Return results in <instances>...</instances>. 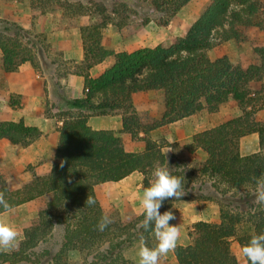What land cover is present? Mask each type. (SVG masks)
<instances>
[{"label":"trees","instance_id":"16d2710c","mask_svg":"<svg viewBox=\"0 0 264 264\" xmlns=\"http://www.w3.org/2000/svg\"><path fill=\"white\" fill-rule=\"evenodd\" d=\"M29 1L33 10L61 12L67 27L79 28L84 58L75 73L84 78V96L69 99L64 94L59 81L66 74L62 53L44 34L0 18L4 71H16L30 62L46 73L49 86L45 114L62 122L50 174L13 187L7 173L0 169V195L11 209L44 198L17 248L0 250V264H134L124 256L128 247L141 236L149 247L156 244L154 235L139 226L143 213L128 222L118 212L107 214L95 187L138 171L145 189L153 179L154 166L167 164L171 173L181 178L184 195L165 200L161 213L183 200L215 201L220 211L218 222L194 223L188 233L190 242L174 249L178 264H240L233 242L241 250L253 235L264 233V208L255 198L256 180L264 179V123L254 119L255 108L247 109L253 104V95L259 93L252 83L264 77V46L255 48L256 57L247 68L233 63L228 55L212 59L208 50L215 45L216 32L220 33V42H241L250 39L252 28L264 30L262 0H210L187 33L171 44L119 52L103 44L108 25L119 29L133 23L167 26L191 0ZM84 18L87 23H81ZM109 57L114 62L92 77L91 68ZM150 90L162 91L165 109L160 119L144 122L133 97ZM230 98L238 101L243 113L196 134L190 145L208 153L204 162L188 164L173 152L163 151V143L149 135L153 129L204 108L216 111ZM113 114L122 115L124 132L145 143L143 151H127L115 131L96 130L88 123L91 116ZM253 132L259 134L261 150L242 155L240 139ZM43 136L41 129L26 125L24 119L0 121V139L13 144L25 147ZM88 197L95 204L88 205ZM103 215L112 222L100 231L97 225ZM58 225L63 228V236L57 247L55 243L45 245ZM71 250H78L81 260L72 261Z\"/></svg>","mask_w":264,"mask_h":264},{"label":"crops","instance_id":"0c3cea01","mask_svg":"<svg viewBox=\"0 0 264 264\" xmlns=\"http://www.w3.org/2000/svg\"><path fill=\"white\" fill-rule=\"evenodd\" d=\"M33 15L36 17L33 18ZM58 17L61 18V15L58 14ZM0 18L18 22L26 29L33 30L35 33L44 34L47 41L57 51L62 53L63 71L65 70L66 74L61 76L59 81L64 94L69 99L84 96V78L75 73L77 66L84 58L83 43L79 28H69L66 26V23H62V25L58 24L53 13L43 14L32 10L30 7L21 8L15 3L9 5V2L3 0H0ZM105 30L109 31H106V34L111 33L113 26L110 25ZM103 44L107 48L115 50L112 44L108 45L109 43L105 42L104 38ZM115 51L119 52L118 50ZM221 56L223 55L217 56L216 58ZM113 62L114 58L109 57L102 63L95 65L90 70L91 76L97 77ZM252 84L254 90V84L260 86L258 88H262L264 85V77L261 81L253 82ZM46 86H49L46 73L35 69L30 62L23 63L16 71L5 72L2 64V51L0 49V121L24 119L26 125L37 126L44 132L42 138L25 147L13 144L6 139H0V169L7 173L10 186L24 185L30 182L35 176H46L52 170L56 148L60 138L58 126L62 122L58 121L56 117H50L45 114L47 100ZM260 90L258 89V92ZM154 92L162 93V91L150 90L134 94V104L137 111L145 110L146 108L154 109L151 102L148 106L144 105L142 107L137 104V99L140 95H151ZM260 100L262 103L258 102ZM260 100L254 99L253 104L249 105L247 109L253 110L255 108L253 114L254 119L264 123V106H261L264 103V94H262V99ZM164 109L165 104L160 113L153 114L152 116L160 119ZM56 111L53 110V113ZM242 113L243 110L238 101L230 98L216 111H209L207 108H204L190 116L153 129L149 135L152 139L164 143L163 151L173 152L177 157L192 165L193 163L204 162L208 159V153L203 148L196 147L192 149L190 147L193 143L194 136L236 118ZM88 123L96 130L109 129L115 131L122 137L127 151L141 152L145 148V143L142 140L133 139L130 133L123 131L121 114L91 116ZM260 150V137L257 132L247 134L240 139V152L242 155L253 154ZM13 174L16 177V181L18 180L15 184L11 182V175ZM95 190L98 200L107 214L118 212L121 219L128 222L143 213V209L140 206V197L142 196L144 187L142 185V174L138 171L133 172L119 181H108L98 184ZM43 204L44 198L38 197L17 206L27 205L31 207L32 218L27 226L37 216L39 207ZM167 211H171L175 217L174 220L169 221L170 225L178 226L180 231L177 245L188 244L190 242L188 230L190 231L193 228L195 222L199 220L218 222L220 220L219 204L215 201H178ZM138 248L139 241H136L124 251V256L133 261L134 264H138ZM236 255L240 264H247L241 250ZM69 256L71 260H73L72 256H74L73 258L76 261L82 258L78 250H71ZM158 264H178L174 250L161 257Z\"/></svg>","mask_w":264,"mask_h":264},{"label":"rangeland","instance_id":"374dc122","mask_svg":"<svg viewBox=\"0 0 264 264\" xmlns=\"http://www.w3.org/2000/svg\"><path fill=\"white\" fill-rule=\"evenodd\" d=\"M9 2V5L14 3L19 5L21 8H29V0H3ZM210 0H191L181 11L171 20L167 26L158 25L155 22H151L147 25H142L140 23H133L127 25L121 29L115 27L113 24V31L106 34L104 30V40L108 42V45H113L115 50L122 51H132L141 47H154L160 43L171 44L177 37L184 36L194 21L201 15L205 7ZM264 6V0H262ZM31 8V7H30ZM32 9V8H31ZM33 10V9H32ZM40 12L39 10H34ZM57 23L62 25L66 23L65 19L59 18L58 14L61 15V12H54ZM36 16L33 15V18ZM5 19V18H3ZM11 21V20H10ZM15 22V21H14ZM81 23H87V19L84 18ZM108 25L106 28H108ZM33 31V30H31ZM109 32V31H108ZM35 33V32H34ZM220 33L216 32L214 34L215 45L208 50V54L211 58H216L220 55H228L235 64H239L242 67H248L256 57L255 48L264 46V30L259 27H254L250 33V39L244 42L236 41H226L220 42ZM255 90L261 89L260 92L254 96L255 99H260L262 94H264V85L262 88H258L257 84H254ZM137 104L140 107L148 104L150 102L153 104L154 109H145L138 111L141 119L144 122H152L158 120L156 117L152 116L153 114L160 113L164 108V97L161 92H154L151 95H140L137 99ZM259 102V101H258ZM163 143V142H162ZM164 144V143H163ZM11 182L15 184L16 181L15 175H11ZM32 209L30 206L24 205L13 209L11 212H6L0 214V222L9 224L13 227L17 233V245L13 249L7 251H13L17 248L21 237L23 236V230L30 222L32 218ZM190 228V227H188ZM189 233V230H188ZM63 236V228L58 225L53 231V235L45 245L50 243L60 242ZM43 246V245H42ZM57 247V244L54 245ZM233 251L237 254L240 251V247L236 242L232 244ZM72 256V261H76Z\"/></svg>","mask_w":264,"mask_h":264},{"label":"clouds","instance_id":"9594fccd","mask_svg":"<svg viewBox=\"0 0 264 264\" xmlns=\"http://www.w3.org/2000/svg\"><path fill=\"white\" fill-rule=\"evenodd\" d=\"M151 175L153 179L146 187L140 197V206L143 209V220L140 227L154 235L156 244L149 247L143 236L139 241L137 251L138 264H158L161 257L174 250L180 237L178 226L170 225L169 221L175 217L171 211L160 212L165 200L171 197L180 199L183 193V185L180 177L171 173L167 165L154 166ZM255 198L257 204L264 208V179L256 180ZM88 205L95 201L88 197ZM0 207L5 212H11V206L7 200L0 195ZM111 219L103 215L98 222V229L104 231L111 224ZM17 231L9 224L0 222V250L7 251L17 245ZM242 254L249 264H264V233L253 235L241 249Z\"/></svg>","mask_w":264,"mask_h":264}]
</instances>
